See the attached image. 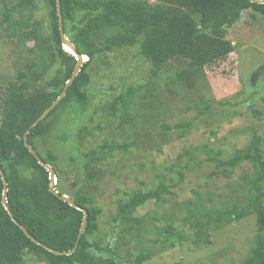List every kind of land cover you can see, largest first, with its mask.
Returning a JSON list of instances; mask_svg holds the SVG:
<instances>
[{
    "label": "trees",
    "instance_id": "obj_1",
    "mask_svg": "<svg viewBox=\"0 0 264 264\" xmlns=\"http://www.w3.org/2000/svg\"><path fill=\"white\" fill-rule=\"evenodd\" d=\"M43 2L50 18L49 26L45 20L36 17L41 8L40 0H0L3 16L0 23L6 25L15 44L25 46L28 42L34 43L29 49L31 56L19 67L15 77L5 85L0 83V165L7 180L8 207L2 202L4 184L0 174V264H23L26 256L45 264H144L154 256V252L143 250L133 260H128L123 259L113 247H102L100 241L92 240L99 229L101 208L93 205L95 198L92 191H87V186L75 188L77 181H73L70 193L61 187L62 178L67 180L68 173L65 167L60 166L59 156L50 143L58 114L70 113V116L79 117L86 111L92 64L98 57L122 47L127 37H131L129 45H139L142 57L151 65L148 87L153 92L155 80L174 61L177 64L173 83L181 84L191 82L193 76L197 77L205 68L227 60L236 50V44L226 37L227 31L241 19L244 10L251 9L264 16V3L250 0H155L153 4L148 0H60L64 33L78 53L86 55L87 59L69 85L65 97L32 127L61 95L77 64L75 55L63 48L56 0ZM250 83L252 88L262 85L264 89V64L254 69ZM136 90L138 88L130 87L111 104L110 117H118L120 112L119 128L126 124L138 126V116L132 114L136 108L130 104ZM238 103L204 99L195 105L194 118L216 107L223 114H228L230 108ZM253 113L259 116L258 109H253ZM194 118L187 122L163 124L161 133L163 136L171 130L183 133L193 125ZM85 133V128L81 127L79 134L82 137L70 157L71 162L80 167L76 176L92 183L101 172L97 165L111 157L112 152L128 150L129 144L102 143L82 152ZM25 137L38 155L54 167L56 190L67 194L89 212L86 229L71 254H56L49 248L61 252L74 248L84 212L50 191L49 171L27 148ZM57 138L64 142L66 134L57 135ZM210 151L207 150V160L222 167L227 178L243 161H250L255 177L250 179V187L238 191L239 198L242 191L247 194L243 203H231L223 208L204 207L200 194L194 192L196 196L188 204V211L191 215L198 213L202 218H197L191 225V228H199L192 236L193 243L210 245V231L255 213L258 231L254 244L250 254L235 264H264V136L255 129L246 147L225 158L220 156L222 150ZM185 155L191 161L196 158L190 149ZM71 166L70 163L68 168ZM216 173L213 171L212 176ZM166 179L167 176L156 187L139 189L128 200L120 201L114 221L121 220V224L138 231L141 219L134 213L148 200L164 201L163 195L170 194L172 187ZM21 225L36 241L25 233ZM160 235L162 239L155 243H161L165 249L189 237L173 224L165 225ZM96 252L110 254L104 257Z\"/></svg>",
    "mask_w": 264,
    "mask_h": 264
},
{
    "label": "rangeland",
    "instance_id": "obj_2",
    "mask_svg": "<svg viewBox=\"0 0 264 264\" xmlns=\"http://www.w3.org/2000/svg\"><path fill=\"white\" fill-rule=\"evenodd\" d=\"M148 1L150 4L155 2ZM40 2L36 17L45 20L49 26L46 5L43 0ZM2 18L0 4V22ZM7 30L6 25L0 23L2 85L15 77L19 67L31 56L29 49L34 45L33 42L16 45ZM226 37L236 44V50L227 60L205 68L197 77L193 76L194 81L181 84L173 83L177 64L174 61L155 80L153 92L148 87L151 65L142 57L139 45H129L131 37H127L122 47L98 57L92 64L86 111L79 117L70 116V113L58 114L50 143L59 156L60 166L67 169L68 178H62L61 187L70 193V183L77 181L75 188L84 185L87 191H92L93 205L101 208L99 229L92 240L100 241L102 247H113L123 259L133 260L144 250L154 252L144 264H235L250 254L258 231L255 213L210 231V245L197 246L192 236L199 228H191V225L201 216L198 213L191 215L188 211V204L195 199V191L208 209L243 203L247 195L243 191L250 187V179L255 177L250 161L241 162L227 178L222 167L207 160V150L210 153L211 149L222 150L220 156L225 158L246 147L255 129L264 136V89L262 85L252 88L250 83L254 69L264 64V16L251 9L244 10ZM63 48L67 51L64 44ZM130 87L138 88L130 103L136 108L132 114L138 116L139 122L134 121L138 126L126 124L119 128L120 112L118 117H110L111 104ZM211 98L239 103L231 107L228 114L216 107L194 118L195 105ZM253 109L259 110V116ZM193 118V125L185 132L171 130L162 135L163 124L187 122ZM81 127L86 130L82 152L102 143L129 144L128 150L112 152L111 157L97 165L101 172L92 183L76 176L80 167L72 163L70 157L82 137L79 134ZM63 133L66 140L61 142L57 135ZM188 149L196 156L193 161L185 155ZM70 163L72 166L68 168ZM213 171L217 175L212 176ZM165 176L166 183L172 186L171 193L163 195V202L148 200L137 209L134 216L141 219L138 231L121 224V220L114 221L120 201L128 200L139 189L156 187ZM239 189H244L240 198L237 195ZM167 224L181 228L189 235L188 239L177 241L169 249L155 243L162 239L160 230ZM96 253L104 257L110 254ZM23 264L45 263L26 256Z\"/></svg>",
    "mask_w": 264,
    "mask_h": 264
},
{
    "label": "water",
    "instance_id": "obj_3",
    "mask_svg": "<svg viewBox=\"0 0 264 264\" xmlns=\"http://www.w3.org/2000/svg\"><path fill=\"white\" fill-rule=\"evenodd\" d=\"M252 2H256V3H264V0H250ZM56 4H57V12H58V18H59V29H60V35L62 38V43L66 46H68L72 52L75 55L76 59H77V64L75 66V69L73 71V74L71 76V78L66 82V85L61 93V95L42 113V115L32 124V127L34 125H36L39 121L43 120L50 112L52 109L55 108V106L65 97L66 93H67V89L69 87L70 84H72V82L74 81V79L76 78V76L79 74L82 64L85 61L84 60V55L78 53L75 45L73 44V42H71L69 40V38L66 36V34L64 33V27H63V14H62V9H61V2L60 0H56ZM25 144L27 146V148L30 150V152L32 154L35 155V157L37 158L38 162L43 165L48 171H49V179H50V191L53 192L55 195L59 196L61 199H63L64 201L68 202L70 205L83 210L84 212V216H83V220L79 229V233L77 236V241L76 244L74 246V248L71 251L68 252H61L52 248H49L51 251H53L56 254H71L72 252H74L76 250V248L78 247L80 238L82 236V234L84 233L85 229H86V225H87V221H88V215L89 212L86 209H83L82 207L78 206V204H76V202L67 194H60L57 190H56V184H57V176H56V171L54 169V167L49 164L46 163L39 155L38 153L34 150V148L28 143L26 137H25ZM0 174L2 176V181L4 184V191H3V196H2V202L3 204L7 207V180L5 177V173L0 165ZM10 215L13 217V214L10 212ZM22 229L25 231V233L34 241H36V239L28 232V230L21 225ZM39 243V241H37ZM40 244H42L40 242Z\"/></svg>",
    "mask_w": 264,
    "mask_h": 264
},
{
    "label": "bare ground",
    "instance_id": "obj_4",
    "mask_svg": "<svg viewBox=\"0 0 264 264\" xmlns=\"http://www.w3.org/2000/svg\"><path fill=\"white\" fill-rule=\"evenodd\" d=\"M65 47H66V50H67L68 52H72V50H71L68 46L65 45ZM86 59H87V56L84 55V60H86Z\"/></svg>",
    "mask_w": 264,
    "mask_h": 264
},
{
    "label": "clouds",
    "instance_id": "obj_5",
    "mask_svg": "<svg viewBox=\"0 0 264 264\" xmlns=\"http://www.w3.org/2000/svg\"><path fill=\"white\" fill-rule=\"evenodd\" d=\"M68 52V51H67Z\"/></svg>",
    "mask_w": 264,
    "mask_h": 264
}]
</instances>
